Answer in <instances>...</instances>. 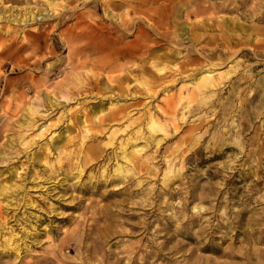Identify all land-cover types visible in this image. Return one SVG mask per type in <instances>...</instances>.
<instances>
[{"label":"rangeland","instance_id":"rangeland-1","mask_svg":"<svg viewBox=\"0 0 264 264\" xmlns=\"http://www.w3.org/2000/svg\"><path fill=\"white\" fill-rule=\"evenodd\" d=\"M95 1L1 0L41 14L0 20V264H264V0H175L188 39L151 54L170 0ZM204 75L220 85L200 99Z\"/></svg>","mask_w":264,"mask_h":264},{"label":"bare ground","instance_id":"bare-ground-1","mask_svg":"<svg viewBox=\"0 0 264 264\" xmlns=\"http://www.w3.org/2000/svg\"><path fill=\"white\" fill-rule=\"evenodd\" d=\"M3 1H5V0H3ZM6 1L18 2L19 0H6ZM95 2L97 4V6H98L99 0H96ZM170 2H172V6L171 7L163 6V9L162 10H157V11H154L152 14H150L151 15V18L153 19V21L147 23V26L145 27V32L146 33L144 35V38L139 39V42L137 43L138 47H140V46H141V48H142V46L144 48L146 47L147 48L146 51H148V53L151 50V48H153L152 45L153 46H155V45L157 46L158 44H161V42H163V41L164 42H171V43H173V42L174 43H179L180 40H186V39H188V38H184V37L182 39H180V38H178V36L176 34V32H177L180 24L188 25L186 23V21H182V22H178L177 21V22H174V24H170V23H172V21H176L177 20V17H178V14H179V12L177 14V10L175 9V5H176L175 0H170ZM2 4L3 3L0 0V20H5V21L7 20V21H10V22H17V23H19V22L28 23L30 21L31 22L35 21L36 20V16L41 14V13H34V12H31L29 10V11H27V14H25L24 16L21 15L20 17H18V14H14L13 16H11V15H5L6 14L5 13V9H4L5 7H3ZM123 4H124L123 2L116 1V0H102V2H101V6L104 8V12H106V8H110V7H113V6H120L121 7ZM189 8H190V6H189ZM184 10H186V9H184ZM191 11H193V10H190L188 12H191ZM185 14H186V11H185ZM199 15H200V13H195V17L196 16H199ZM187 16L188 15H186V17ZM209 17H211V16H209ZM210 19L211 18H209V19H198L199 21H196L195 26H201V27L202 26L203 27H206V26H209V27L210 26H217L218 27L219 26V27L230 28V29L237 28V26L240 27V25L236 21H232L233 19H230V18L229 19H222L221 21H213V22ZM115 20H118V17L115 18ZM156 22L157 23L164 22V26H166L165 27V30L158 31L157 30V23ZM143 23L144 22L141 23L142 26H143ZM128 24L129 23H128V19H127V13H125L124 17L120 21L117 22V25L122 30L125 31L129 27ZM95 25L97 26V24H95ZM143 28H144V26H143ZM10 29L11 28H0V32L3 33V34L0 35V44H2L3 41H9L10 42L9 43L10 45L14 43V40H15V36H14L15 31H11ZM34 35L39 36L40 34H37L36 33ZM243 35H244V33H243ZM118 39L119 38H117L116 40H118ZM193 40H195V41H193L192 44H191V50H192V48L196 47L197 44L199 45L200 43H203V45H207V44L210 43V41H205V37H203L201 40L199 38H196L195 37V38H193ZM196 40L198 41V43H196ZM87 49L90 52L91 51L92 52L94 51V53H96V54L103 53L104 50H106V49L109 50L110 49L109 52L106 53V54H108V53H113L114 51H117L119 48H115L114 46H112V47L109 46V47H106L105 48V47H101L100 43H98V42H92V43H89L88 42L87 43ZM137 51H139V48L137 50H135L134 52H129L127 54L128 55H132L133 53H137L138 54L139 52H137ZM177 51H178V49H177ZM78 53H79L78 48L75 47L74 50L71 51L70 54L67 56V59L69 61H71V62H74L75 64H77L79 66L82 65V64H87L85 62V58L83 59L84 62H82L83 60L80 58V56L78 57ZM141 54H142V52L139 53V55H141ZM149 54H151V53H149ZM174 54H175V52H174ZM165 57L166 58H171V57H169V55L168 56H165ZM205 63H206V61H205ZM77 65H76V68H79V67H77ZM209 65H204V66H199V67L196 65L195 66V68H196L195 69L196 70L195 72H197L198 74L199 73H202L203 72V68L204 67H207V66H208L207 71L209 73L214 72L217 69L216 65L215 66H209ZM117 66H119L120 70H122L123 68H125V70L122 72L123 75H122L121 79L127 80V66L126 67H123V62L122 61L117 62ZM111 67H112V65H111ZM220 78H221L220 75H214L212 77H210V75L209 76L204 75V76L198 77V80L197 81H194V85H196V87L198 89L197 90V96H198V98L205 99L206 97L209 96V93L210 92H212L213 90L214 91L217 90L219 88V85H220V82H217V80H220ZM217 86H218V88H217ZM119 113H121V109L118 110V111H113L111 113V116L112 117H115ZM150 136L154 139L153 134L150 135ZM77 170L79 171V169H77ZM16 247L17 246H12L11 248H16Z\"/></svg>","mask_w":264,"mask_h":264}]
</instances>
